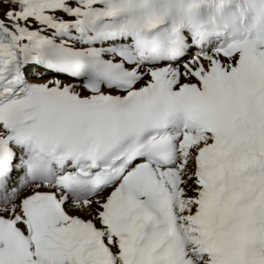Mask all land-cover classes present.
<instances>
[{"label":"snow or ice","instance_id":"snow-or-ice-1","mask_svg":"<svg viewBox=\"0 0 264 264\" xmlns=\"http://www.w3.org/2000/svg\"><path fill=\"white\" fill-rule=\"evenodd\" d=\"M0 264H264V0H0Z\"/></svg>","mask_w":264,"mask_h":264}]
</instances>
